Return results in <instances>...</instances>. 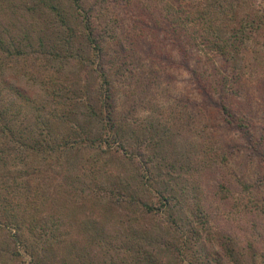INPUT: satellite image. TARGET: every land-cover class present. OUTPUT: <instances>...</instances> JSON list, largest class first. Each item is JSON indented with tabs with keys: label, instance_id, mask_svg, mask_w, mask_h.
Segmentation results:
<instances>
[{
	"label": "rangeland",
	"instance_id": "rangeland-1",
	"mask_svg": "<svg viewBox=\"0 0 264 264\" xmlns=\"http://www.w3.org/2000/svg\"><path fill=\"white\" fill-rule=\"evenodd\" d=\"M58 1L60 18L50 9L31 14L26 0H0L1 35L21 37L25 30L43 34L48 43H57L62 55L54 58L42 53L32 40L33 46L25 48L16 61L5 52L0 61L7 67L5 73L30 92L36 87L40 93L56 91L47 97L41 121H49L52 111L58 116L68 114L94 137L101 124L88 118L85 105L70 93L77 91V95V79L86 78L97 104V73L64 58L69 51L84 52L87 47L83 35H73L64 44L69 26L81 30V16L73 0ZM181 1L178 5L174 0H80L103 34L101 42L112 60L107 68L114 79L120 113L116 127L124 146L119 142L108 150L86 146L62 153L58 160L33 153L26 158L27 166L12 154L1 167L0 157V182L7 186H0V199L6 194L14 202H24L22 179L16 176L26 167L63 173L61 178L35 175L34 187L43 192L39 196L43 200L25 205L21 212L28 217L27 223L39 218L33 229L22 230L30 245L28 255L33 253L38 264H207L214 259L212 254L225 264H264V0ZM166 10L181 30L180 45L186 56L174 43L176 36L167 29L156 32V23L168 25ZM232 28L245 30L237 35L241 43L230 54H236L238 64L225 61L208 45L214 37L235 40ZM156 44L171 52L168 58L156 53ZM184 57L191 68L213 82L212 95L217 100L219 83L225 78L224 87L232 89L228 98L244 113L238 116L254 121L253 135L263 141L261 150L239 128L222 121L217 103L205 100L184 66ZM236 68L242 74L237 82L230 76ZM57 124L51 131L60 139L70 122L61 118ZM76 163L93 176L88 178L77 169L72 176L77 183L86 181L82 190L74 197L67 193L70 197L56 198L48 187L62 177L69 178L63 170ZM118 178L130 186L128 191L136 200L98 198L100 191L92 190L95 184L109 186ZM161 194L172 196L169 207L182 215L178 221L189 219V228L182 231L173 226L172 217L159 202ZM140 201L154 205V211H146ZM38 235L42 238L37 239ZM226 244L232 252H226ZM72 246L77 255L69 254ZM145 250L155 255L154 263L144 259ZM24 258L17 257L12 263L0 253V264H26Z\"/></svg>",
	"mask_w": 264,
	"mask_h": 264
},
{
	"label": "trees",
	"instance_id": "trees-1",
	"mask_svg": "<svg viewBox=\"0 0 264 264\" xmlns=\"http://www.w3.org/2000/svg\"><path fill=\"white\" fill-rule=\"evenodd\" d=\"M77 4L78 11L77 13L81 16V30H76L75 27L69 26L68 33H66V37L64 38V44L67 45L73 35H83L86 44V51L84 52H74L69 51V54L64 55V58L67 57L73 63L74 66H88L96 71V78L98 81V85L96 86L97 91V104L92 100L89 91L86 86V78L77 79L78 83V91L79 93L76 95L77 91H72L70 93V97L78 99L81 101L86 107V114L88 118L97 119L101 124L100 133L97 136H91L87 130L81 125L80 120L74 117H67V115L58 116L56 111H52V116L49 121L42 120L43 114H46L45 106L46 101L48 100L51 94L55 93V90H50L48 92L40 93L39 87H36L31 92L21 86H19L16 82H14L10 76H8L5 71L7 67L0 61V157H1V167L8 163V158L10 156L15 155V158H22L21 162H24V165H30L29 162L26 161V158L35 153L36 157H40L43 155H50L52 158L61 157L62 153L65 154L69 150L79 151L82 148H86V146L99 148L102 150H108V147H113L116 143H120L121 146H124L122 143V135L120 130L116 127L119 121L118 115L120 114L117 110V103L115 101V88L113 86V76L109 73V69L107 65H109L112 60L108 58V51L101 42V38H103V34L97 29L92 21V15L89 12L88 7H84L80 0H73ZM175 2L183 4L181 0H174ZM168 3V2H167ZM166 6L170 7V3ZM26 9L31 14H34L37 11L43 9H50L57 18L62 17V5L58 0H26ZM181 4V6H182ZM165 10V9H164ZM185 10V9H184ZM186 12V11H185ZM193 12V11H192ZM39 13H44L40 11ZM164 18L167 19V26L161 27L156 23V32H160L161 29H167L170 32V35L176 36L175 44L179 45L182 49V52L186 56L188 54L186 49L182 48L180 45L179 33L180 29L175 26L173 23V19L170 17V13L167 10L164 11ZM172 14V13H171ZM168 15V17H167ZM172 19V20H171ZM175 21V20H174ZM243 25V24H242ZM232 34L235 35V40L224 38L223 40H219V37H214L209 41L210 47L215 49L217 52L221 54L223 59L227 62H234L238 64V57L236 54H232L235 49H238L239 44L241 42H237V35L242 32H245L244 29H235ZM103 33V32H102ZM158 34V33H157ZM230 38V37H229ZM37 42L38 46L41 49L42 53H46L51 55L54 58H61L62 55L60 53L59 48L57 47V43L47 42L45 35H32L25 30L21 37H9L3 36L0 34V56H4L2 52H5L7 56H11L13 60L16 61V57L20 54H23L25 48H29L33 46V42ZM162 46V45H159ZM127 50V49H126ZM92 51V54L90 53ZM127 52H125L126 54ZM156 53L160 56L170 55L169 50H163L158 47L156 44ZM127 55V54H126ZM124 55V56H126ZM186 64L184 66L191 72L193 79L196 81L197 85L201 87L202 92L205 94V100L208 102L215 101L217 103L218 114L222 115V121L226 123L229 127L239 128L243 135H248L250 137V141L254 144L256 150H261L262 142L260 137L256 138L253 134L255 133L253 126L254 121L249 119L248 116L240 118L238 114H244L238 109H236L235 102L231 101L227 96L228 92L231 91L228 88L224 87V82L219 83L220 86V99L217 100L213 97V82L209 79L204 78L203 74L200 73L195 67L191 68L188 64V59L184 57ZM63 61V59H62ZM2 62V63H1ZM235 66V65H234ZM88 67L84 70H87ZM197 68V67H196ZM238 68L232 72L231 79L236 80L239 79L241 75L238 73ZM209 78V77H207ZM209 80V81H208ZM69 96V95H68ZM68 97H66L67 99ZM250 106V105H248ZM236 111V112H235ZM130 112V111H128ZM132 112V110H131ZM127 115V112H126ZM252 117V114H249ZM34 117H37L36 120ZM63 118L66 123H69V129L63 131L62 137L60 139L53 137L51 128H56L59 124H57V119ZM125 118V115L122 116V120ZM27 119V125H25V121ZM71 128V129H70ZM254 132V133H253ZM256 140V141H255ZM255 142L257 146L255 145ZM119 149V147H116ZM122 151L124 147L121 148ZM262 157L264 159V152L262 153ZM0 167V168H1ZM83 165H79L78 163L74 164V167H70L69 169H65L63 171L69 172V178H63L61 180L55 181L54 184L48 187V191L53 195L60 197L68 198L67 193L74 194L79 190H82L83 182H76V176H72L73 172L76 175L77 169L82 173L88 175L87 171L84 170ZM30 168L26 167L20 175H17V178L22 179L21 188L23 190L22 195L24 198V202H14L11 196L5 194L3 199H0V253H5L8 258L14 263V260L17 257L23 258L27 256V258L22 259L26 264H38L36 257L34 254L28 255L29 244L26 239L22 237L23 228L27 227L33 229L34 223L39 218L31 219L29 223H27V216L21 215V212L24 211L25 205H29L32 203H41V199L39 196L43 194L42 191L34 187V177L43 174L44 177L47 175H55V177L59 176L61 178L62 172L60 171H51L52 169H46V172L39 169H33V171H29ZM93 176V174H89L88 178ZM72 178V179H71ZM66 179L65 181H62ZM2 181V180H0ZM29 181L33 184H29ZM0 186H4L7 189V186L4 183L0 182ZM128 184L125 183L124 179L120 180L118 178L117 183H112L109 186H104L103 184H95L92 187V190L97 193L98 198L104 197H112V196H120L119 198H123V200H127L128 198L135 199V195L130 193L128 190ZM84 190V188H83ZM171 197L167 194H161L159 197V202L166 213H168V217H172V224L174 227L179 230H186L188 227L187 222H189L187 218H184L181 221L178 219L182 218L179 211H174L171 207H169V203H171ZM43 200V199H42ZM143 208L148 212L154 211V205H151L147 201H140ZM10 206V207H8ZM160 209V208H159ZM26 210V209H25ZM69 213L72 210L69 209ZM44 228L47 227L43 223ZM189 228V227H188ZM33 232V231H32ZM44 235V234H43ZM42 235H38L37 239H41ZM227 245L226 252H232V248L229 244ZM226 249V246H225ZM144 259L148 262L151 261L154 263L155 255L149 253L148 250H145ZM147 253V254H146ZM71 255H77L78 253L75 250V247L72 246V250L70 251ZM214 259H210L207 264H225L221 263L216 259L215 254H212ZM231 256V254H230ZM215 261V263H213Z\"/></svg>",
	"mask_w": 264,
	"mask_h": 264
}]
</instances>
